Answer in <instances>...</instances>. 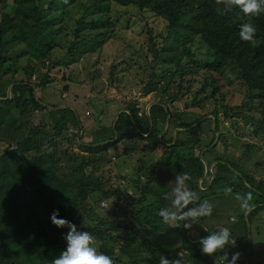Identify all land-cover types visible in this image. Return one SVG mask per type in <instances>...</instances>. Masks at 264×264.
Here are the masks:
<instances>
[{
    "label": "trees",
    "instance_id": "1",
    "mask_svg": "<svg viewBox=\"0 0 264 264\" xmlns=\"http://www.w3.org/2000/svg\"><path fill=\"white\" fill-rule=\"evenodd\" d=\"M112 3L150 11L166 21L167 35L160 50L155 49V58L161 64L150 66V78L143 89L146 95L158 89V79H167L159 88L165 98L152 104L148 114L139 111L138 99L130 101L115 123L112 121L104 129L100 125L101 132L91 131V138L97 141L85 143L79 140L81 122L73 108L57 107L62 104L45 106L48 100L43 101L40 93L46 95L48 87L36 91L29 80L34 73L41 75L37 72L38 65L69 64L100 48L115 28ZM77 12L80 16L75 19ZM245 22L256 27V45L239 36L240 25ZM68 29L72 37L66 33ZM195 36L206 47L205 59L194 58L191 44ZM22 44L25 47L18 52L17 46ZM60 49L64 54L56 58L55 51ZM164 52L172 55L180 52L186 60L173 63L162 56ZM209 52L213 60H208ZM228 67L245 87L248 102L219 106L226 117H245L251 124L249 133L257 140L263 139L264 13L246 17L238 6H232L231 0H0V75H10L6 79L0 76V141L7 145L0 150V264H51L53 257L65 247L64 235L68 230L52 223L50 215L54 209H59L58 218L71 220L78 230L90 232L93 246L110 256L113 264H159L156 255L161 254L171 264H214V254L218 257L221 249L205 254L199 240L218 230H207L202 216L192 219L196 234L183 223L190 217L179 220V226L174 225L180 242L177 248L141 236L128 216L136 218L144 204L159 210L163 205V208L172 206L171 189L157 178L162 167L172 178L187 172L189 179L185 183L200 198L181 211L198 207L208 197L230 192L254 205L246 213L247 218L261 209L258 204L264 202L263 180L255 182L239 159L217 154L216 135L220 141L225 140L219 128V111L214 108L210 112L214 120L209 119L212 125L203 130L200 127L206 122L207 114L168 107V103L182 98L186 89L192 87L193 78L186 77L199 69L207 76L192 98L185 101V106L204 107L209 97L219 92L220 75ZM114 71L112 67L110 74ZM21 72L24 78L17 77ZM71 79L75 78L71 76ZM172 88H177V94L170 95ZM42 109L49 116L50 129L31 122L34 112ZM166 124L171 126L163 132ZM70 128L79 130L74 133L78 151L67 144L72 142ZM125 136L162 146L165 151L149 164L139 161L132 170L134 184L124 188L109 185L107 178L97 173V161H109L105 154ZM243 145V154L256 146L248 142ZM214 161L211 171L206 172V165ZM80 170L92 172L95 178L74 181L73 175ZM108 202L110 206H106ZM244 215L245 211L238 214L236 221L244 220ZM161 223L158 227L168 230ZM243 226L246 228L245 222Z\"/></svg>",
    "mask_w": 264,
    "mask_h": 264
},
{
    "label": "rangeland",
    "instance_id": "2",
    "mask_svg": "<svg viewBox=\"0 0 264 264\" xmlns=\"http://www.w3.org/2000/svg\"><path fill=\"white\" fill-rule=\"evenodd\" d=\"M111 15L116 19L115 28L111 37L100 48L92 53L85 54L80 60L70 62L69 64L60 62V64L54 67H51L47 63L44 66L42 64L38 65L37 72H41V75L38 76L37 73H34L29 80V82L34 83L36 91L48 87L49 91L46 95L40 93L43 101L44 98L48 100L46 104L44 103L45 106L48 104H62L73 108L81 122L79 140L85 143L97 141V139L91 138V131L93 129L101 132L98 130L101 127L97 126V123H94L96 116L98 123L100 122L99 124L104 129L106 128L104 126L111 125L116 114L123 110L130 101L133 102V100L138 99L140 102L138 106L139 111L145 112L147 106L155 102H161L165 98V95L162 94L159 88L165 85L167 79H158L160 81L157 84L158 89L148 91L146 95H143V89L150 78V66L161 64L160 60L155 58V49L160 50L163 44V37L167 35L166 21L150 11H141L133 6H117L115 3H112ZM79 16L80 13L77 12L73 17L77 19ZM69 25H71V22ZM66 33H70L72 37L70 29L66 30ZM24 47V44L17 46V51H22ZM191 48L195 59H199L201 56L205 59L206 47L201 42L199 36H195ZM160 53L161 51H159ZM63 54V49L55 51L56 58L63 56ZM162 56L167 58L168 61L172 59L173 63L186 60L185 55L180 52H174V55L164 52ZM207 58L208 60H213L211 52H209ZM187 64L190 65L188 61ZM112 67L115 68V71L113 74H110ZM160 70L158 69V72ZM0 76L6 79L10 75L1 73ZM71 76L75 79H71ZM206 76L207 73L202 69H199L197 73L187 75V79L193 78L191 90L186 89L185 95L182 98L168 103L169 109L176 108L180 111L194 112L199 115L207 114L206 122L200 127L201 129H207L210 127V124L212 125L209 119H212V122L214 120V116L210 112L216 108L219 111V128L225 134L224 141L217 139L218 134L216 135L215 142L218 144L217 154L223 153L231 160L239 159V163L244 171L251 175L255 182L263 180L264 185V138L257 140L249 133L248 129L251 124L250 121H245V117L243 118L241 115H235L232 118L226 117L223 113V108L219 106L224 104L234 106L248 102L245 97V87L236 77L235 71L230 67L223 71L222 76L220 75L221 86L219 87V92L213 94V97H209V102L204 107L185 106V101L190 97L192 98L193 92H196L203 85ZM17 77L24 78L23 72L19 73ZM43 84L45 85L42 86ZM208 90L210 91V89ZM206 92L207 90L204 89V93ZM169 93L170 95L177 94V88H172ZM221 99L222 101H220ZM45 111V109L35 111L31 122L41 128L48 127L50 129V123L47 122L49 116ZM253 113L255 114L256 110ZM170 126L171 124H166L165 130L169 129ZM13 127H15V124L14 126L12 125ZM76 131L79 130L76 128L68 130L72 142L67 144H70L74 151L79 150L75 145L78 140L74 134ZM170 135L168 134V137ZM210 135L208 133V137ZM245 142L256 144L247 154H243L245 150L243 144ZM204 144H207V142ZM60 145L63 144L60 143ZM6 146V143L0 141V150L5 149ZM155 146L151 143H145V140L138 138L129 139L125 136L124 139L118 140L116 145L105 154L104 157L109 159V161H103V159L97 161V173L102 175L103 178H107L106 181L111 186L120 185L125 188L133 185L135 175L132 174V170H134L138 162L141 161L144 164L154 162L165 151L162 146ZM202 150L204 151L205 148ZM208 156L209 154L207 153L206 157ZM214 163L216 162L214 161ZM87 173L84 170H80L72 178L74 181L79 178L87 180L95 178L92 172ZM166 173L167 170L162 167L159 170L157 178L159 181L164 182L172 191L175 187V178L167 176ZM165 177L167 179L164 180ZM238 177L240 179L239 175ZM143 179L141 177V180ZM245 186L248 187L246 184ZM171 193L174 195L173 191ZM262 198L264 199V195H262ZM208 199V202L212 205V213L203 219V224L210 231L215 225L229 227L236 239L235 247H224L222 250L224 254L234 253L237 249H240L242 243H247V247H249V244L255 239L260 241L261 244L252 245L248 260L250 264H264L263 252L261 253L264 250V202L258 204L261 206V209L256 214L255 212L251 213L250 218H247L245 211L244 220L239 219L242 223H246V228L243 227L242 230L238 227V222H234L230 217L232 214L237 219V213L242 210L241 202L244 199L241 196L237 197L230 192L215 197H208ZM105 204L106 206H110L109 202ZM123 205L126 209H130L125 202H123ZM158 212L159 209L155 206L144 204L140 215L134 219L128 216V220L136 226V230L141 236H149L153 242H164L166 246L177 248L180 242L176 239L174 225L165 223L163 218L158 215ZM192 219L190 217V220L189 218L183 220V223L188 225V229H192ZM258 219L262 231H259L257 226L255 228L251 227L250 230V223L252 226H255ZM160 223L168 226V230L160 229L158 227ZM248 229L251 231V235L248 234ZM241 231L247 234L239 235ZM193 233L196 234V231H193ZM242 236H245L246 239H241ZM241 250L238 252L240 253ZM161 255H156L158 260ZM240 255L244 256L245 254L242 252ZM218 256H220V252Z\"/></svg>",
    "mask_w": 264,
    "mask_h": 264
},
{
    "label": "clouds",
    "instance_id": "3",
    "mask_svg": "<svg viewBox=\"0 0 264 264\" xmlns=\"http://www.w3.org/2000/svg\"><path fill=\"white\" fill-rule=\"evenodd\" d=\"M232 6H238L246 17H254L264 13V0H231ZM256 27L245 22L240 25L239 36L242 40L249 41L252 45H256L258 41L255 38ZM154 104V103H152ZM65 105H60L63 107ZM58 107V106H57ZM150 106L147 107V111ZM120 112L117 113V116ZM116 119H114L115 123ZM95 125L100 126L98 119H95ZM102 126V125H101ZM100 126V127H101ZM209 165H207L208 167ZM211 168V165H210ZM189 179L187 172H181L175 177V187L173 188L174 198L171 201V207L161 208L158 215L163 218L167 224L179 226L178 221L185 217L193 219L200 216H209L212 213V205L207 200H201L198 207H193L186 211V206L197 199H200L196 192L192 191L186 185ZM241 208L245 211L249 210L250 205L246 200L241 202ZM59 209H54L50 215L52 223L57 228L67 227V232L64 235L66 241L65 247L54 256L51 264H113L112 258L103 252H100L97 247L93 246V235L88 231H80L76 224L65 218H58ZM187 227V225H185ZM199 244L201 251L205 254H212L217 250L223 249L226 244L235 247L236 239L232 235L229 227H222L218 231H212L208 235L200 238ZM240 253L234 252L231 258L228 259L227 254L218 256L214 260V264H236ZM159 264H171L170 260L161 255Z\"/></svg>",
    "mask_w": 264,
    "mask_h": 264
},
{
    "label": "crops",
    "instance_id": "4",
    "mask_svg": "<svg viewBox=\"0 0 264 264\" xmlns=\"http://www.w3.org/2000/svg\"><path fill=\"white\" fill-rule=\"evenodd\" d=\"M152 104H150V106H151ZM148 107V106H147ZM124 110V109H123ZM123 110H121V111H123ZM149 110V109H148ZM121 111H119V112H121ZM145 113L146 114H148V111H147V109L145 110ZM117 114H116V117H115V119H117ZM166 130H165V128H164V130H163V132H165ZM174 135V134H173ZM217 139H218V137H217ZM202 153V152H201ZM215 163L213 162L212 164H211V167L214 165ZM207 170V169H206ZM210 170H211V168H210ZM209 170V171H210ZM209 171H206V172H209ZM254 207V205H251L250 206V208H249V210L251 209V208H253ZM249 210H247L246 211V213L249 211ZM243 211H245V210H240L237 214H240L241 212H243ZM256 214V213H255ZM230 217H231V219L232 220H234V222H237L236 221V218H234V216L231 214L230 215ZM204 218H206V216H202V220L204 219ZM257 226V229L259 230V231H262V227L259 225V219L257 220V222L255 223V226H252V224L250 223V230H251V227H256ZM195 227H196V225H195V222H192V226H191V230L192 231H195ZM238 227L240 228V229H242L243 230V223L241 222V220H239V223H238ZM220 228H222L220 225H215L214 227H212V230H219ZM245 228V227H244ZM206 229H208V227H206ZM208 230H210V229H208ZM243 234H247V233H243V231H241L240 233H239V235H243ZM248 234H250L251 235V231H249V229H248ZM246 239V237H242L241 239ZM257 244H261L260 243V241H258V240H255V239H253L252 240V243L251 244H249V247H247V243L245 244V243H242L241 244V247H240V249H237L235 252H238L239 250H241L240 251V253H242V252H244V256H239V259L236 261V264H238V262H243V264H250V261L248 260V257H249V255H250V252H251V250H252V245L254 246V245H257ZM224 247H232V245H229V244H226ZM224 249V248H223ZM223 249H221V252H220V256L222 255V254H224V251H222ZM263 252V257H264V250H262L261 251V253ZM231 255H232V253L231 254H228L227 255V257H228V259H230L231 258ZM216 256V255H215ZM217 257V256H216ZM225 264L226 262H221V264Z\"/></svg>",
    "mask_w": 264,
    "mask_h": 264
},
{
    "label": "water",
    "instance_id": "5",
    "mask_svg": "<svg viewBox=\"0 0 264 264\" xmlns=\"http://www.w3.org/2000/svg\"><path fill=\"white\" fill-rule=\"evenodd\" d=\"M97 119H98V118H97V116H96V120H97ZM206 169H207L206 171H209V170H210V167H209V166L207 167V165H206Z\"/></svg>",
    "mask_w": 264,
    "mask_h": 264
}]
</instances>
